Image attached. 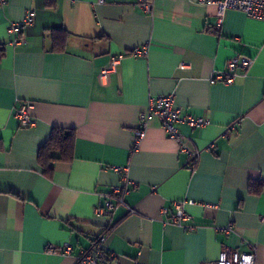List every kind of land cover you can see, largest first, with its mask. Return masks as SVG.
Masks as SVG:
<instances>
[{"label": "crops", "instance_id": "1", "mask_svg": "<svg viewBox=\"0 0 264 264\" xmlns=\"http://www.w3.org/2000/svg\"><path fill=\"white\" fill-rule=\"evenodd\" d=\"M0 48V264H77L102 236L112 264H201L224 244L264 264V20L229 9L219 22L199 0H153L150 12L137 0H6ZM237 54L254 58L246 74L211 83ZM169 94L210 124L178 125L184 151L154 117L135 146L150 98ZM26 102L33 126L16 115ZM55 127L76 130L74 158L45 173L38 150ZM127 178L125 204L97 213ZM185 199L191 218L175 223Z\"/></svg>", "mask_w": 264, "mask_h": 264}, {"label": "built area", "instance_id": "2", "mask_svg": "<svg viewBox=\"0 0 264 264\" xmlns=\"http://www.w3.org/2000/svg\"><path fill=\"white\" fill-rule=\"evenodd\" d=\"M6 0H0L4 3ZM103 1V0H98ZM203 4H214L217 7V16L219 22L229 9H236L245 12L248 16L264 20V0H199ZM137 4L145 12H150L153 7V0H137ZM33 10H29L26 17L21 21H14L9 25V33L15 36L20 35L25 26L32 21ZM16 37L15 42H18ZM147 46L137 48L133 51V55H146ZM123 56L113 57L106 66L100 70L99 77L104 80L109 76V73L117 66ZM254 58L237 54L227 61L226 67L223 70H215L209 78L211 83L223 82L232 84L237 77L244 76L253 63ZM185 64H181L183 68ZM30 102L21 103L16 108V115L23 126H33L36 120L30 114ZM154 117L159 118L163 128L169 137L180 142L182 150L187 151L186 138L178 129L180 123L189 125L190 127L202 128L210 124V121L202 116H193L189 113H182L181 109L175 105L174 94L154 96L149 100L148 110L142 112L139 116V126L134 131L135 146L146 136L147 125ZM117 169V168H116ZM118 170V169H117ZM127 183H131L128 178L125 182L115 185L112 188V199H108L105 204L97 208V213L110 214L118 206L124 205V196L128 191ZM135 184L134 182H132ZM192 199L177 200L173 202L175 213L172 216V221L182 223L191 218V215L186 212V204H194ZM229 233L231 228H226ZM105 236L99 238L90 248L81 251L78 256L77 264H112L111 256L108 254L105 247ZM63 252L70 253L72 244L66 242L63 244ZM51 251H57L55 246H50ZM201 264H257L256 253L254 251H240L228 244L221 246L219 256L216 260L202 262Z\"/></svg>", "mask_w": 264, "mask_h": 264}, {"label": "trees", "instance_id": "3", "mask_svg": "<svg viewBox=\"0 0 264 264\" xmlns=\"http://www.w3.org/2000/svg\"><path fill=\"white\" fill-rule=\"evenodd\" d=\"M65 35H68L63 31ZM3 48H0V53ZM76 141V130L73 128L55 127L49 138L38 150V162L45 173L53 170L57 161H70L74 158ZM260 185L257 184L255 191L259 192Z\"/></svg>", "mask_w": 264, "mask_h": 264}]
</instances>
